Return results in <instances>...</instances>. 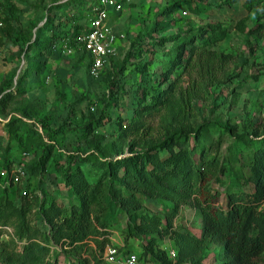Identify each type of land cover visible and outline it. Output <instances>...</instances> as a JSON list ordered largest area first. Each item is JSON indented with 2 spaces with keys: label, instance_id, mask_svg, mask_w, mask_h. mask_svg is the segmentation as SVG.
Wrapping results in <instances>:
<instances>
[{
  "label": "rangeland",
  "instance_id": "obj_1",
  "mask_svg": "<svg viewBox=\"0 0 264 264\" xmlns=\"http://www.w3.org/2000/svg\"><path fill=\"white\" fill-rule=\"evenodd\" d=\"M174 1L132 0L122 11H110L107 26L116 38V54L106 58L99 74L93 76L92 56L85 47L69 51L58 42L51 53L42 55L22 39L28 36L34 42L39 35H47L61 7L77 5L78 0H0V167L9 160L13 168L23 172L16 185L4 188L0 182L2 204L19 207L24 198L32 202L34 195L40 197L41 190L36 185L44 177L40 154L45 149L43 122L47 119L59 131L49 141L61 163L66 151L87 152L91 145L98 150L117 149L120 155L128 156L176 136L190 137L203 128L211 129L213 136L218 127L230 129L233 137L264 131V38L248 33L264 10V0L256 4L257 13L245 8L246 0L233 4L226 0H186L173 13L165 12ZM100 2L86 0L84 4L93 11ZM11 5L16 7L15 13L10 12ZM162 21L168 25L154 31L151 41L145 31ZM77 24L89 28V21ZM207 25L227 31L225 38L210 45L230 57L224 68L208 76L197 66L172 65L169 79L157 78L155 73L165 56L181 48L187 55V41L194 42L192 34ZM87 32L84 30L80 37ZM173 36H184L186 40L178 47L172 41L155 43L161 37ZM113 77L117 85L112 91ZM156 91L163 93L162 103H156ZM103 108L110 118L88 136L89 142L82 133L69 130L71 125L81 128L90 117H98ZM15 133L22 136V143H18ZM229 141L228 137L223 149ZM47 166L52 170V159ZM51 178L59 177L50 173L41 186L52 189ZM225 184V180L214 182L212 187L223 190ZM59 187L64 190L63 184ZM223 201L222 194L218 203L222 205ZM150 206L151 211L158 210L155 203ZM36 209L32 203L29 214L33 224ZM194 216V211H180L174 225L190 226ZM126 224L127 215L120 213L112 225L111 243L105 247L143 254L149 236L126 237ZM7 227L11 232L1 236L0 242L14 237V227ZM157 241L156 250L176 251L169 234L159 235ZM216 251L218 247L212 246L205 264H218L214 259ZM146 261L156 264L149 256Z\"/></svg>",
  "mask_w": 264,
  "mask_h": 264
},
{
  "label": "trees",
  "instance_id": "obj_2",
  "mask_svg": "<svg viewBox=\"0 0 264 264\" xmlns=\"http://www.w3.org/2000/svg\"><path fill=\"white\" fill-rule=\"evenodd\" d=\"M78 1L77 5L61 7L62 12L48 26L47 35H39L34 42L31 37L22 36L23 42L42 55L51 53L58 42L69 49L84 48L80 36L84 30H90L94 11L84 4L86 0ZM255 1L246 0L245 8L259 12L256 4L263 0ZM184 3L186 0H175L165 12L173 13ZM16 10L11 5L10 12ZM83 20L89 21V28L77 24ZM166 25L168 22L162 21L145 34L152 41L153 32ZM248 33L264 38V10ZM226 34L220 26L200 27L192 34L196 40L187 41L189 53L186 55L183 48L169 53L155 76L161 81L169 79L172 65L197 66L208 76L220 72L230 57L210 45ZM185 40L184 36L161 37L155 43L172 41L178 47ZM115 85L117 80L113 77L112 91ZM155 94L159 99L156 103H162L163 93ZM109 118L103 108L98 117H90L81 128L71 125L69 130L82 133V138L89 142L88 136ZM43 125L45 149L40 161L44 177L40 183L46 182L50 173L59 178H51L52 189L37 184L41 194L34 195L32 202L24 198L25 202L17 207L0 201V237L8 234L5 226L14 227V237L0 242V264H110L103 252L111 243L112 225L120 213L127 215L126 237L149 236L144 253L139 254L144 260L149 256L156 264H205L210 249L217 246L214 259L218 264H264V131L258 129L253 134L233 137L230 129L218 127L213 136L211 129L203 128L190 137L176 136L128 156L120 155L117 149L98 150L91 145L87 152L66 151L61 163L49 141L59 131L49 119ZM14 137L22 143V136L15 133ZM228 137L229 144L223 149ZM51 159L53 171L47 166ZM12 168L13 161L8 160L0 171ZM224 180L223 190L212 187L214 182ZM0 182L8 188L19 181L0 174ZM222 194L221 205L218 200ZM32 203L37 207L34 224L29 214ZM150 203H155L158 210L151 211ZM184 210L195 213L191 225H174L173 220ZM162 234H169L174 241V258L170 252L156 250L157 237Z\"/></svg>",
  "mask_w": 264,
  "mask_h": 264
},
{
  "label": "built area",
  "instance_id": "obj_3",
  "mask_svg": "<svg viewBox=\"0 0 264 264\" xmlns=\"http://www.w3.org/2000/svg\"><path fill=\"white\" fill-rule=\"evenodd\" d=\"M132 0H101L100 5L94 8V17L90 21V30L84 37H80L85 45V49L92 55V64L90 73L97 76L104 66L105 59L116 54L115 36L110 32L107 26V20L110 11L120 12L125 5L131 3ZM69 51H71L69 49ZM0 174L8 177L14 182H18L23 172L21 169L12 168L11 170L2 169ZM9 232L11 230L5 226ZM171 257H175L174 250L170 251ZM103 258L110 264H147L136 252L123 253L115 246H107L103 252Z\"/></svg>",
  "mask_w": 264,
  "mask_h": 264
}]
</instances>
